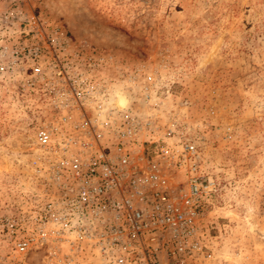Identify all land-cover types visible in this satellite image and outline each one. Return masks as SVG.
<instances>
[{
	"label": "rangeland",
	"instance_id": "374dc122",
	"mask_svg": "<svg viewBox=\"0 0 264 264\" xmlns=\"http://www.w3.org/2000/svg\"><path fill=\"white\" fill-rule=\"evenodd\" d=\"M39 62L87 79L114 127L116 93L128 97L132 164L173 198L189 176L177 156L196 147L199 255L168 264H264V0H0V264H88L94 247L39 234L56 195L36 132L79 122Z\"/></svg>",
	"mask_w": 264,
	"mask_h": 264
},
{
	"label": "built area",
	"instance_id": "2783aa9c",
	"mask_svg": "<svg viewBox=\"0 0 264 264\" xmlns=\"http://www.w3.org/2000/svg\"><path fill=\"white\" fill-rule=\"evenodd\" d=\"M29 22L36 29L37 20L31 17ZM51 52L52 56L56 54ZM40 54L38 46L31 51L38 61ZM64 67L39 62L32 68L36 76L53 72L61 76L67 95L64 101L79 120L68 127L74 115L67 112L55 124L36 132L37 147L51 156L50 180L56 195L44 208L48 217L40 219V238L48 224L53 239H65L72 246L94 247L95 259L88 264L196 260L199 207L202 197L208 195L207 187L195 175L200 158L196 147L184 144L177 156L175 164L186 166L189 176L184 193L173 198L160 188L155 174L132 164V149L127 145L134 142V118L121 110V125L112 126L111 121L105 120L110 114L91 83L78 79ZM88 103H95L90 115L84 111ZM109 135L115 136L114 141L106 144ZM29 245L30 241L23 240L18 249L24 251Z\"/></svg>",
	"mask_w": 264,
	"mask_h": 264
},
{
	"label": "bare ground",
	"instance_id": "6f19581e",
	"mask_svg": "<svg viewBox=\"0 0 264 264\" xmlns=\"http://www.w3.org/2000/svg\"><path fill=\"white\" fill-rule=\"evenodd\" d=\"M129 103L128 97L123 92L116 93V106L119 109H124Z\"/></svg>",
	"mask_w": 264,
	"mask_h": 264
}]
</instances>
